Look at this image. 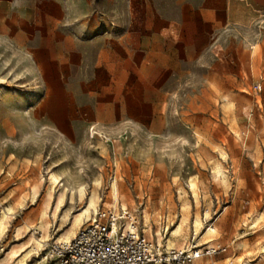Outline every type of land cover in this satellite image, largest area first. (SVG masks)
Wrapping results in <instances>:
<instances>
[{"label": "rangeland", "instance_id": "1", "mask_svg": "<svg viewBox=\"0 0 264 264\" xmlns=\"http://www.w3.org/2000/svg\"><path fill=\"white\" fill-rule=\"evenodd\" d=\"M93 194L227 248L195 264H264V0H0V261L35 237L10 264H60Z\"/></svg>", "mask_w": 264, "mask_h": 264}, {"label": "built area", "instance_id": "2", "mask_svg": "<svg viewBox=\"0 0 264 264\" xmlns=\"http://www.w3.org/2000/svg\"><path fill=\"white\" fill-rule=\"evenodd\" d=\"M146 232L135 211L124 206L99 208L70 242L58 246L59 263L195 264L203 256L213 258L227 251L226 247H201L192 242L183 250L168 248Z\"/></svg>", "mask_w": 264, "mask_h": 264}, {"label": "bare ground", "instance_id": "3", "mask_svg": "<svg viewBox=\"0 0 264 264\" xmlns=\"http://www.w3.org/2000/svg\"><path fill=\"white\" fill-rule=\"evenodd\" d=\"M51 182H52V186L53 187L51 188V190H48V192L46 194L45 200L43 202L42 221L40 222V225L38 226V228H42L46 233H48L49 226L51 225V221L49 220L50 219V211L53 209V216H54V218H56L57 214L60 212L61 208L65 204L66 197H67V193L68 192L71 193V198L72 199H73V196L75 194V191L73 189H70L69 187H64V189L61 192H59V194H58V196L56 198L55 208H53V201H54V193H53V190L60 183V181H59V179H58L57 176L52 175L51 176ZM114 189L117 191V185L116 184H114ZM85 190H86V188L85 187H82L78 191L80 193L79 196L81 198H83L85 196ZM38 195H39V191H38V188L36 186L34 188V190H33V195H32L33 200H36V198L38 197ZM97 202H98V198L93 194L90 197V199L87 202V204L83 208H81V210L78 213H76L75 215L73 214L74 217H73V226L72 227H78L81 224L85 223L86 221L90 220L91 217L93 216L94 212H96L98 210V204H97ZM123 205L126 206V204H123ZM8 211H10V214L13 212V210H11V209H8ZM145 217H146V221L148 222V220H149L148 215H146ZM7 218H9L8 217V213L6 211H4L3 217H2V219H0V234H2L3 231L6 229L7 220H8ZM184 220H185V218H184ZM195 222H196V225L195 224L194 225L197 228L199 226H201L199 221H195ZM199 229H200V227H199ZM20 231L21 230L19 229L18 232H20ZM215 231H216V227L213 226V225L210 226L208 228L207 232H206V236L213 235L215 233ZM180 232H181V227L179 225L178 229L175 230V231H173V235L174 236H178L180 234ZM17 235H18V233H17ZM74 236L75 235H74L73 229L70 230V231H68L67 233H65L64 234V238H65L64 243L70 242ZM158 236H160V235L158 234ZM158 241L161 243V240L159 238H158ZM42 242H43V239L42 240H39V239H37L35 237H31L30 241L27 243L28 244L27 246H26V244H23V245H21L20 248L19 247L18 248H15V247L12 248L6 254V256H4L1 259L0 264H10L11 262L15 261V259H17V258L20 257L21 252L26 251V249L29 248L30 246H33V248L36 247V246H41ZM174 245H175L174 244V241L171 240V239H169L168 240V243H167V247L168 248H173ZM263 249H264V247H263ZM180 250H183V248H181ZM23 262H24V260L21 259V260L18 261V264L19 263H23Z\"/></svg>", "mask_w": 264, "mask_h": 264}, {"label": "crops", "instance_id": "4", "mask_svg": "<svg viewBox=\"0 0 264 264\" xmlns=\"http://www.w3.org/2000/svg\"><path fill=\"white\" fill-rule=\"evenodd\" d=\"M116 47V45H114ZM118 47H120L119 45H117ZM212 246V245H211Z\"/></svg>", "mask_w": 264, "mask_h": 264}]
</instances>
